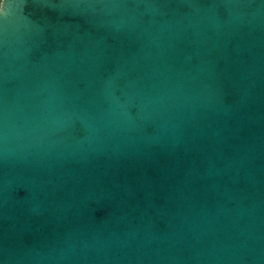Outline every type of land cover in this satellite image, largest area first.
I'll use <instances>...</instances> for the list:
<instances>
[{
    "label": "water",
    "instance_id": "water-1",
    "mask_svg": "<svg viewBox=\"0 0 264 264\" xmlns=\"http://www.w3.org/2000/svg\"><path fill=\"white\" fill-rule=\"evenodd\" d=\"M0 264H264V0H0Z\"/></svg>",
    "mask_w": 264,
    "mask_h": 264
}]
</instances>
